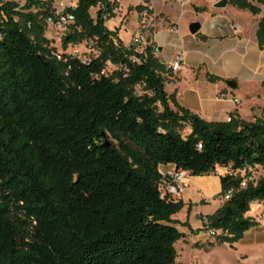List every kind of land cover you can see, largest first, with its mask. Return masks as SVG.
Returning a JSON list of instances; mask_svg holds the SVG:
<instances>
[{"label":"trees","instance_id":"trees-1","mask_svg":"<svg viewBox=\"0 0 264 264\" xmlns=\"http://www.w3.org/2000/svg\"><path fill=\"white\" fill-rule=\"evenodd\" d=\"M57 1L0 0V264H178L184 203L163 193L161 165L194 177L261 169L251 182L222 176L217 198L229 199L203 219L234 246L259 225L252 204L264 206V120L207 122L181 106L154 43L140 52L106 26L116 0H75L63 46L87 41L95 54L58 60L46 37ZM257 39L263 49L264 18Z\"/></svg>","mask_w":264,"mask_h":264},{"label":"crops","instance_id":"crops-1","mask_svg":"<svg viewBox=\"0 0 264 264\" xmlns=\"http://www.w3.org/2000/svg\"><path fill=\"white\" fill-rule=\"evenodd\" d=\"M164 1L165 3L168 2L167 0ZM219 1L212 0L213 9L210 16L211 20L207 22L208 30H203L204 25L201 23L200 32L193 35L197 45L209 46V50H206L203 55L199 54L198 56L197 54L195 58H191L194 60L191 65L185 64L187 54L184 51L183 42L178 46L180 50L175 55L167 56L166 59L162 57L165 48L159 43L162 27L160 25L165 22L168 27H175V30H178L179 27L173 19L165 17L157 9L156 0L151 1L149 18H160V21L153 26L156 27L153 35V43L157 47L156 57L162 63L170 66L179 53L184 54L182 69L179 72H174V78H171L166 84V91L169 94L175 93L181 106L207 122H226L227 117L232 114L247 122H255L258 119L264 120V48H260L257 39L259 22L264 18V5L257 3L258 0H249L259 6L260 14L254 16L250 11L239 10L230 17H223V13H226L232 5L229 3L225 9H216L214 6ZM200 2L201 5H199ZM203 4H205V0H194L187 6H181V15L186 10L195 9L197 12H201L202 10L198 11L196 8H204L206 5L203 6ZM139 6L144 8L142 0H121V11L110 20L114 23L113 29L110 30L115 31L117 27L119 29L118 36L126 46L130 44L134 35L139 31V26L137 31L131 35L129 43H126L122 39V34L128 24L122 25L121 21L123 17L128 15L130 22L132 19L139 23L141 18V13L137 10ZM132 9L133 11H131ZM239 14L248 17V24H244L239 19ZM106 26L108 27V22ZM160 46L161 49L158 51ZM207 74L222 80L216 83L209 82ZM187 76L192 79L193 84L189 88H183ZM230 80L236 81L238 85L236 89L229 88L227 82ZM169 86H171V90L168 89ZM235 98L240 100L239 105L235 104ZM159 170L163 176H166L175 171L176 167L174 165H161ZM226 173L227 169L225 168H217L215 173L207 176L194 177L189 173L188 187L179 200L184 203V208L174 216V219L181 224H187V226H178L181 232L188 234L184 230H190L191 238L201 240V235L205 232L203 219L214 214L224 201L217 196L222 191L221 177L225 176ZM207 209L209 211H206ZM247 216L258 222L259 225L253 228H257V232L261 231L259 236L264 237L263 204L254 202ZM253 228L247 231L245 235H249Z\"/></svg>","mask_w":264,"mask_h":264},{"label":"rangeland","instance_id":"rangeland-1","mask_svg":"<svg viewBox=\"0 0 264 264\" xmlns=\"http://www.w3.org/2000/svg\"><path fill=\"white\" fill-rule=\"evenodd\" d=\"M5 1H13L20 6L26 5V0ZM167 1L168 2L165 3L164 0H156L157 9L161 13H163L165 17H168L171 20L173 19L178 24L179 29L175 30L173 27H168V24L165 22L160 25L162 27L159 36V43L162 47L165 48V53L162 57L166 59L167 56L172 57L173 55H175L176 52L180 50L178 46L183 42L184 51L187 54L185 64L191 65V63L194 62V60H192L191 58H195L197 54L198 56L199 54L203 55L206 50H209V46L201 44L197 45V43H195V37H193V35L189 31V27L192 23L198 22L204 25L203 30H208L207 22L211 20L210 16L213 9V2L212 0H205V4H203V6L206 5V9L205 7L196 8L198 11L202 10L201 12H197L195 9L186 10V7V11H184L183 15H181L182 7L179 5V3L175 0ZM192 1L194 0H190L187 5H189ZM199 5H201V2L199 3ZM239 10L241 9H238L235 6H230L227 12L223 13V17H230V15L235 13V11L239 12ZM131 11H133V9ZM92 15L95 16L96 11H93ZM238 16L244 24H248V17L241 14H239ZM142 21L143 20L140 18L139 23L132 19L130 22L128 15L123 17L121 24H128L127 28L123 31L122 34V39L124 40V42L129 43L131 35L137 31L138 26L139 30L143 26ZM159 21V17L154 19L148 18L147 24L150 27L153 35L154 31L156 30V27L153 26ZM113 27L114 23L112 21H108V28L113 29ZM118 31L119 29L116 27L115 32L118 33ZM65 35L66 34L60 33L53 27L49 26L46 31V37L52 41V45L56 47L60 52H64L65 50L63 46V39ZM134 37L132 38L128 46L133 43ZM151 43H153V40ZM161 46L158 47V51H160ZM91 47L92 44L86 41L82 44L69 45L65 52L68 54H75L78 58L84 60L95 54L92 51ZM144 48L145 46H142L139 47L138 50L141 52ZM109 69L114 70L115 68L110 65ZM186 78L187 79L182 86L183 88H189L191 84H193L192 79L189 76H187ZM168 89L171 90V86H169ZM252 173L256 180L262 176V171L260 168L253 169ZM206 211H209V209H207ZM256 230L257 228H253L249 235H245L244 238L237 242L234 246H231L229 243H217V237H210L207 231L202 233L201 240H197L195 238H191L190 230H184L188 234H185L184 239H182L177 245L179 254L178 264H264V237L261 238L259 236L261 231L257 232Z\"/></svg>","mask_w":264,"mask_h":264},{"label":"built area","instance_id":"built-area-1","mask_svg":"<svg viewBox=\"0 0 264 264\" xmlns=\"http://www.w3.org/2000/svg\"><path fill=\"white\" fill-rule=\"evenodd\" d=\"M152 0H142V4L144 5V10L141 12L142 24L143 26L137 32L134 37L133 43L131 45L135 46L137 49L139 47H146L153 40V34L151 32L150 27L148 26V18H149V7ZM179 3L180 6H186L190 0H175ZM117 6L114 8V13L117 14L121 11L120 2L121 0H116ZM76 6L75 0H58L55 4V12L54 16L49 17L47 19V24L49 27H53L60 33L66 34L70 26L74 24L75 17L70 12ZM176 29L175 27H173ZM68 54V53H67ZM71 56L77 57L75 54H69ZM55 56L60 61H66L64 59L63 52L55 53ZM184 64V54L179 53L175 59V61L170 65V68L173 72H179L182 69V65ZM222 98V97H221ZM236 105H239L241 102L238 98L234 99ZM232 120V116H228L226 122H230ZM253 168L246 167L240 170H231L227 169V173L230 176H236L243 178L244 182H251L256 180L253 175ZM188 178L189 172L184 170H175L173 172L168 173L165 176V182L162 187L163 193L167 194L171 197V199L178 201L182 198V195L186 188L188 187ZM229 199V195L224 197L223 200ZM204 229L209 233L210 237H217L221 234V231H216L214 229L209 228L208 221L204 220Z\"/></svg>","mask_w":264,"mask_h":264},{"label":"water","instance_id":"water-1","mask_svg":"<svg viewBox=\"0 0 264 264\" xmlns=\"http://www.w3.org/2000/svg\"><path fill=\"white\" fill-rule=\"evenodd\" d=\"M229 4V0H220L215 4L216 9H225ZM201 30V24L198 22L192 23L189 27V31L192 35H197ZM227 85L232 88L236 89L238 87L236 81L230 80L227 82ZM110 143L109 141H106V147H109Z\"/></svg>","mask_w":264,"mask_h":264}]
</instances>
